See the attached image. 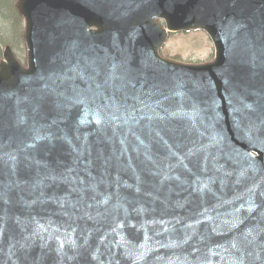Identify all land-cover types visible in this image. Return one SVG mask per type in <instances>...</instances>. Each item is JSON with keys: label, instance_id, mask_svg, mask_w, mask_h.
<instances>
[{"label": "water", "instance_id": "water-1", "mask_svg": "<svg viewBox=\"0 0 264 264\" xmlns=\"http://www.w3.org/2000/svg\"><path fill=\"white\" fill-rule=\"evenodd\" d=\"M0 61V264H264V0H17ZM202 31L214 57L161 56Z\"/></svg>", "mask_w": 264, "mask_h": 264}, {"label": "rangeland", "instance_id": "rangeland-1", "mask_svg": "<svg viewBox=\"0 0 264 264\" xmlns=\"http://www.w3.org/2000/svg\"><path fill=\"white\" fill-rule=\"evenodd\" d=\"M15 0H0V58L4 46H9L16 57L24 61L22 23L16 24L12 7ZM213 48L201 32L178 33L169 36L162 49L164 57H178L183 62H207L213 58Z\"/></svg>", "mask_w": 264, "mask_h": 264}]
</instances>
